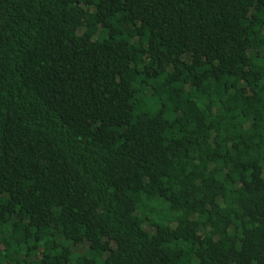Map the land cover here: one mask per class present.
<instances>
[{
	"label": "trees",
	"instance_id": "16d2710c",
	"mask_svg": "<svg viewBox=\"0 0 264 264\" xmlns=\"http://www.w3.org/2000/svg\"><path fill=\"white\" fill-rule=\"evenodd\" d=\"M0 264H264V0H0Z\"/></svg>",
	"mask_w": 264,
	"mask_h": 264
}]
</instances>
